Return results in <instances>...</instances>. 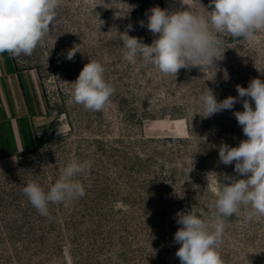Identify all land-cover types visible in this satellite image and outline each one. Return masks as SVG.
Here are the masks:
<instances>
[{"label":"rangeland","instance_id":"374dc122","mask_svg":"<svg viewBox=\"0 0 264 264\" xmlns=\"http://www.w3.org/2000/svg\"><path fill=\"white\" fill-rule=\"evenodd\" d=\"M183 3L60 0L50 32L32 55L0 54V82L9 60L27 69L55 124L35 146L0 158V264H180L177 214L194 210L208 221L217 185L226 176L245 178L234 171L235 162H219V147L247 139L234 112L250 98L211 117H204L200 98L210 89L223 101L238 97L237 85L264 81V31L252 39L222 34L223 59L205 72L181 69L174 77L139 57L125 59L120 33L129 24L134 30L128 34L145 44L158 37L146 27L151 8L206 16L214 8L210 0ZM74 47L78 52L68 60ZM89 61L103 65L115 89L101 111L72 99L71 83ZM72 160L91 162L77 177L85 195L68 206L50 204V215H41L23 188L35 181L47 190ZM246 215L241 206L225 221L224 264H264V216Z\"/></svg>","mask_w":264,"mask_h":264},{"label":"clouds","instance_id":"9594fccd","mask_svg":"<svg viewBox=\"0 0 264 264\" xmlns=\"http://www.w3.org/2000/svg\"><path fill=\"white\" fill-rule=\"evenodd\" d=\"M183 3V0H181ZM214 5L210 16L190 10L168 11L158 6L150 9L147 29L158 37L149 44L130 36L134 30L129 24L120 33L125 59L135 62L139 57L151 63L166 75L177 77L181 69L199 67L202 72L216 69L215 61L223 59L222 34L232 38L252 39L264 31V0H210ZM60 0H0V54L9 53L18 58L30 56L42 45L56 18ZM141 27H145L140 21ZM75 47L66 58L73 60ZM105 68L98 61L84 65L75 82H72V99L89 111H101L110 102L114 87L104 78ZM238 97L229 96L217 100L208 91L200 98L204 117H211L223 110H232L239 98L243 99V111L234 112L238 124L247 139L237 147L222 144L219 162L231 165L234 171L245 177H224L214 189L217 197L215 210L206 221L191 210L178 213L176 222L182 227L174 234L179 244L175 255L180 264H224L219 252L225 221L241 210L247 209L246 219L264 216V81L253 78L248 87L236 86ZM91 162L72 160L59 170V177L46 190L35 181H29L23 194L29 203L43 216H49L50 204L68 206L85 195V188L77 177L91 169ZM208 179V183L209 178Z\"/></svg>","mask_w":264,"mask_h":264},{"label":"crops","instance_id":"0c3cea01","mask_svg":"<svg viewBox=\"0 0 264 264\" xmlns=\"http://www.w3.org/2000/svg\"><path fill=\"white\" fill-rule=\"evenodd\" d=\"M5 66L6 79L0 84V158L35 146L51 124L33 74L11 60ZM1 69L0 65V75Z\"/></svg>","mask_w":264,"mask_h":264},{"label":"trees","instance_id":"16d2710c","mask_svg":"<svg viewBox=\"0 0 264 264\" xmlns=\"http://www.w3.org/2000/svg\"><path fill=\"white\" fill-rule=\"evenodd\" d=\"M53 127H55V124L54 123H51L50 124V128H53Z\"/></svg>","mask_w":264,"mask_h":264}]
</instances>
